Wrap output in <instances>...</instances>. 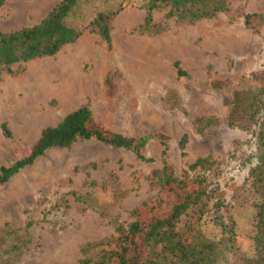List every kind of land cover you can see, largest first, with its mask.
<instances>
[{
    "label": "rangeland",
    "instance_id": "1",
    "mask_svg": "<svg viewBox=\"0 0 264 264\" xmlns=\"http://www.w3.org/2000/svg\"><path fill=\"white\" fill-rule=\"evenodd\" d=\"M59 1L5 0L0 31L39 23ZM145 3L79 0L66 18L83 30L74 42L53 55L1 68L0 167L24 156L44 127L82 105L91 110L96 128L129 137L162 133L167 151L162 155L160 140L151 139L143 153L152 160L144 161L132 150L95 137L46 150L0 184V264H80L85 243L114 235L116 226L134 221L135 207L156 198L154 169L166 162L185 176L184 170L199 157H207L211 166L191 170L189 176L206 178L207 204L202 215L199 207L182 215L178 229L195 227L233 245L223 247L215 264H241V253L252 254L255 196L248 176L257 162L258 142L254 130L227 126L226 116L238 87L248 103L261 84L253 77L264 72V23L252 17L247 26L244 18L264 12V0H229L227 10L194 22L167 16L170 7L161 6L152 11V24L164 26L158 33L140 29ZM99 13H114L112 57L101 37L86 28ZM110 65L124 78L119 82L120 77L112 76L113 109L106 104L104 86ZM32 68L46 72L49 86H43L42 78L35 81L38 86H30ZM61 83L72 84L74 94H60ZM31 103L35 110L26 114L20 106ZM203 116H215L218 123L198 130L195 121ZM183 134L188 139L184 152L179 147Z\"/></svg>",
    "mask_w": 264,
    "mask_h": 264
},
{
    "label": "trees",
    "instance_id": "2",
    "mask_svg": "<svg viewBox=\"0 0 264 264\" xmlns=\"http://www.w3.org/2000/svg\"><path fill=\"white\" fill-rule=\"evenodd\" d=\"M4 1L0 0V6ZM78 1L60 0L39 23L9 32L0 31V74L1 68H7L20 61L53 55L65 44L74 42L83 30L69 25L66 18ZM228 5L229 0H146V14L140 29L158 33L164 28L152 24V11L161 6L170 7L167 16L194 22L212 18L227 10ZM113 15L114 13H99L86 27L101 37L111 57L113 44L110 23ZM252 17H256L258 23H264V12L246 14L244 20L247 26L253 24ZM118 70L112 65L105 69V96L110 109L115 107L113 102L110 103V99L114 97L112 90L115 85L112 76L120 77L119 82L124 79L122 74L119 76ZM177 73L184 75L178 67ZM253 78L261 84L253 91L248 103L243 102L244 90L238 87L233 92L231 107L226 116L227 126L254 130L258 142L257 162L250 169L248 176V189L255 196L249 237L253 251L251 255L241 253V264H264V116H261V111H264V72L256 73ZM218 120L215 116H203L197 118L195 124L198 130H202L203 125H215ZM96 123L89 107L82 105L68 113L56 125L44 127L24 156L10 166L0 167V184L33 163L49 148L68 147L78 139L95 137L112 147L132 150L139 159L150 161L152 159L146 158L143 148L151 139L157 138L163 146L162 155H166V136L162 133L129 137L102 131L96 128ZM2 129L11 137V132L5 124H2ZM187 140V134H183L179 140V147L183 152ZM211 164L207 157H199L184 170L185 176L177 175L173 167L166 162L162 167L154 169L151 180L158 189L156 198L135 207L132 211L134 221L128 226H116L114 235L85 243L80 249V264L217 263L224 249H231L233 245H228V242L225 244L226 241L222 239L215 241L195 227L183 230L177 227L181 216L190 209L199 207V213L203 214L209 197L208 184L204 176H189V172L207 169Z\"/></svg>",
    "mask_w": 264,
    "mask_h": 264
},
{
    "label": "bare ground",
    "instance_id": "3",
    "mask_svg": "<svg viewBox=\"0 0 264 264\" xmlns=\"http://www.w3.org/2000/svg\"><path fill=\"white\" fill-rule=\"evenodd\" d=\"M31 72H33V73H35L34 74V76H33V78H31V81H30V86L31 87H36V86H38V84H36V82H40V78H42V83L43 82H46L45 84H43V86H45V87H47V85L49 86V83L47 82V74H46V72L43 70V69H38V68H32L31 69ZM37 72V73H36ZM64 75H66V76H68V73L67 72H65V74ZM28 76V75H27ZM63 77V76H62ZM56 80V79H55ZM36 81V82H35ZM132 81V80H131ZM29 84V83H28ZM54 86H55V84H54ZM60 86V88L61 89H59V92H60V94H62L64 97H68L69 95H71V92H72V84H70V85H65V84H60L59 85ZM73 93V92H72ZM37 94V90L36 91H34V96H37L36 95ZM74 94V93H73ZM8 102V101H7ZM20 108L21 109H24L25 110V112H26V114L27 113H33L34 112V110H35V105L33 104V103H31V104H29L28 106H25V107H22V106H20ZM23 119H25L24 120V124H27L28 122H27V120H26V115L25 116H23Z\"/></svg>",
    "mask_w": 264,
    "mask_h": 264
}]
</instances>
